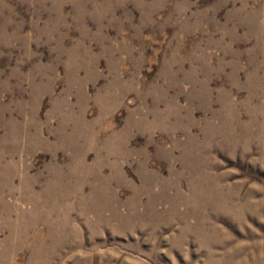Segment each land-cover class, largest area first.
I'll return each instance as SVG.
<instances>
[{"label": "rangeland", "instance_id": "374dc122", "mask_svg": "<svg viewBox=\"0 0 264 264\" xmlns=\"http://www.w3.org/2000/svg\"><path fill=\"white\" fill-rule=\"evenodd\" d=\"M0 264H264V0H0Z\"/></svg>", "mask_w": 264, "mask_h": 264}]
</instances>
